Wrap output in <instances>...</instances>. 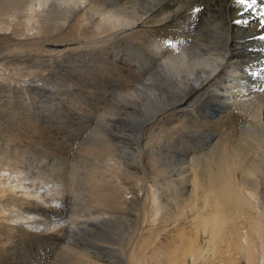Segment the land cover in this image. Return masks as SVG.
<instances>
[{
	"label": "bare ground",
	"instance_id": "bare-ground-1",
	"mask_svg": "<svg viewBox=\"0 0 264 264\" xmlns=\"http://www.w3.org/2000/svg\"><path fill=\"white\" fill-rule=\"evenodd\" d=\"M0 45V83L35 116L0 103V261L142 264L154 223L187 230L184 250H153L156 264H264V0H0ZM211 52L250 103L209 91ZM56 102L89 116L59 126ZM80 118L76 143L29 141L66 138Z\"/></svg>",
	"mask_w": 264,
	"mask_h": 264
},
{
	"label": "rangeland",
	"instance_id": "rangeland-1",
	"mask_svg": "<svg viewBox=\"0 0 264 264\" xmlns=\"http://www.w3.org/2000/svg\"><path fill=\"white\" fill-rule=\"evenodd\" d=\"M51 1L52 2H57L58 1L60 3V0H50V2ZM62 1L63 0H61V2ZM93 9L94 10L92 11L93 12L92 15L95 16L94 18H96L98 21H101L103 24H106L107 21H108V17L109 16L107 14H105L102 9L98 11V9H99L98 7H94ZM112 23L114 25H119V24L121 25L120 21H114V19H113V22H110V24H112ZM157 40H158L159 44H162V46H159L158 43H155V42H153V45H154L155 49L158 50V51L159 50H161V51L164 50L165 52L163 51L164 52L163 55L165 53H168L169 51H173V50H171V48L173 46L171 42L168 43L166 40L163 41V40H159L158 38H157ZM163 45L166 47V49H165V47L163 49ZM22 50L24 52L27 51L26 49H22ZM155 52H157V51H155ZM5 54L8 55V56H11V54H9V53L5 52ZM158 58H162V56H160ZM163 60H162V62L166 61L165 59H163ZM98 64L99 63H96V64L94 63L93 65H98ZM37 65H38V63H37ZM200 67H201L200 71L204 72V74L206 73L207 75H217L218 73H221L217 77V79H216L217 81L215 80L216 85H214V87H212V88H209V91L211 93H213V94H219L221 96V98H222L221 100L223 102H225L226 104H228L230 106H233L234 108L239 109V107L241 105L246 104V103L248 104L253 99L252 98L253 96L251 94H249V92L246 89H244V87H243V83L241 82V79L243 78L242 74H240L239 72L235 71L232 67H230L229 64H226V60L223 58V56L220 53L211 52L202 61V64H201ZM97 69H98V67H97ZM51 70H55V73L57 75L58 71L56 69L52 68ZM93 70H94V68H93ZM7 87H12L13 88V86H11V84H5L4 82H3V84H2V82L0 83V103H3V100L5 101L6 99L14 100L13 101L14 106L11 107V110H14V112L17 113L18 115H23L24 112H27L26 110L31 109V107L33 109V106L29 102V100H33V99H31V97H29L28 94L26 96L23 95L21 92H19L20 90L16 89L15 87H14V89H13V91L11 93H9V92L5 93V89L8 90ZM2 94H4L5 97H3ZM58 103L59 102H56V104L54 103V105L57 108V116H55V118L59 122V126H62L63 125V120L65 119V117L67 115L68 116L72 115L73 113H68L67 114V112H65L64 109H62L59 106H57ZM37 105H40V104H37ZM78 107H80V108L84 107V108H82V110H80L78 112H74L73 115L75 117H77L79 114L80 115L89 116L90 108H88L87 106H86L87 107L86 108L85 106H82V105H80ZM84 110L86 112L84 114H82V111H84ZM0 111H3V107H2L1 104H0ZM261 112L263 114V110ZM0 114H3V113H0ZM26 114H28L27 116L30 115V117H31L30 119L27 118L28 122H31V120L35 119V116L32 117L33 112L31 110H29V112H27ZM22 118H24V117H22ZM25 118H26V116H25ZM86 118H83V119L80 118L81 121H74V122L72 121L71 123L66 125L68 130L70 129L68 131V133L66 134V138L58 137V139H55V134L54 133H53V135L49 134V136H46V134L49 133V132H46V131L42 132V134H41L42 136L41 135H39V136H35L34 135L33 136L34 132L30 131L31 134L28 135L29 136V141L31 140V142H34V141L38 142L37 138L40 139V137L41 138L45 137L44 141L42 140V143L43 142L44 143H48V146L50 147V149L52 147H55V145H58L59 143L60 144L76 143L75 140L77 138L79 139V137H77V135L79 134V136H80V134L83 133L82 130L88 123V119H86ZM63 126H65V123H64ZM34 127H40V125H34ZM1 128L2 127H0V136H2L3 138L0 137V140L9 142L10 139L8 138L9 136H8L6 130H2L1 131ZM58 133L60 134L61 130H58ZM62 133H63V131H62ZM63 139H65L66 141L63 140ZM21 140H23V138H20V139L17 138L16 140H13L15 142H12L11 144L12 145H17L18 143L24 144V140L23 141H21ZM51 140H53V141H51ZM15 143H17V144H15ZM89 186H91V183L89 184ZM61 213H62V217L63 218H66L68 216L66 214L67 211H64V212H61ZM167 217L168 216H165V218H167ZM150 226H151V230L153 232V235H151L152 238H148V239H146L144 241V243L142 245V249L145 248V247H152V249L147 251L146 254H144L142 256V264H156L155 256L154 257L151 256V253L153 252L154 249H162L164 246H167L170 249H176V248H178L180 246H183V250H184L185 242L180 239V234L187 233V230H182V232H180V230H178L179 228H176V229L170 230L168 232H163L159 228L158 225L153 227L154 223H151ZM170 236L173 237V240L171 242L166 241L165 239L167 237H170ZM55 238H56V236H55ZM95 238L94 239L86 238V239L88 241L90 240V242L96 243L98 245H103L104 244L102 242V238H97V237H95ZM60 243H63V240H61ZM108 243H116V241L111 239V240L108 241ZM0 262H1L0 264H4L2 261H0ZM5 264H7V262H5ZM138 264H140V258H139V263Z\"/></svg>",
	"mask_w": 264,
	"mask_h": 264
},
{
	"label": "snow or ice",
	"instance_id": "snow-or-ice-1",
	"mask_svg": "<svg viewBox=\"0 0 264 264\" xmlns=\"http://www.w3.org/2000/svg\"><path fill=\"white\" fill-rule=\"evenodd\" d=\"M197 11H199V9H197Z\"/></svg>",
	"mask_w": 264,
	"mask_h": 264
}]
</instances>
